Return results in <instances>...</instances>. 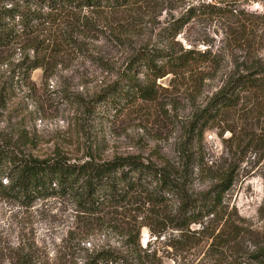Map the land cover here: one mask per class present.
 I'll use <instances>...</instances> for the list:
<instances>
[{
    "label": "rangeland",
    "instance_id": "1",
    "mask_svg": "<svg viewBox=\"0 0 264 264\" xmlns=\"http://www.w3.org/2000/svg\"><path fill=\"white\" fill-rule=\"evenodd\" d=\"M208 3L215 1L138 0L115 13L44 9L28 29L19 18L10 21L17 36L0 45V144L21 157L141 156L177 175L187 171L194 195L233 176L218 217L247 232L251 252L264 248V95L242 94L237 108L204 128L193 121L234 76L237 61H264V2L187 19L190 8ZM7 9L28 7L0 0V13ZM244 35L247 44L239 42ZM157 49L211 60L155 82L139 74L152 100H103L128 59ZM26 61L41 67L28 71ZM0 171V264H88L103 249L126 253L136 234L154 264H252L244 253L211 255L209 235L224 224L213 218L207 230L182 239L169 221L180 204L174 195L160 205L140 196L91 214L69 195L26 205L9 194L13 165ZM199 229L192 224L189 233Z\"/></svg>",
    "mask_w": 264,
    "mask_h": 264
},
{
    "label": "trees",
    "instance_id": "2",
    "mask_svg": "<svg viewBox=\"0 0 264 264\" xmlns=\"http://www.w3.org/2000/svg\"><path fill=\"white\" fill-rule=\"evenodd\" d=\"M21 1L28 7L26 12L21 13L19 9H7L0 13L1 46H8L15 40L16 25L10 26L9 22H14L17 18L28 29L32 21L41 19L44 9L49 12L101 10L115 13L128 8L138 0ZM212 1L215 3L190 8L187 19L194 18L197 11L202 14L220 13L223 6H226L231 7L233 13L235 10L233 7L237 4L264 2V0ZM239 42L247 44L249 36L244 35ZM203 55V58L198 59L191 50L176 55L174 52L161 49L137 54L127 60L123 76L109 87L108 94H104L103 100L114 101V96L126 102L137 99L152 100L153 91L138 81L139 74L144 73V76L152 78L155 82L169 74L175 75L178 71L187 69L197 62L211 60L209 54ZM26 64H28L26 66L28 71L41 67L39 63L26 61ZM235 66L234 76L211 100L207 108L199 111L193 121V127L204 128L223 111L237 108L242 94L264 95V61L243 59L237 61ZM5 163H10L14 168L13 174H9L11 179L9 194L12 193L26 205L40 199L69 195L82 210L94 214L104 207H119L130 200L141 198L140 196L148 197L147 201L154 205H160L169 195H174L179 199L180 204L176 213L170 216L169 221L176 230L181 231L182 239H192L190 235L196 236L207 230L205 220L213 218L211 221L217 220L219 224L221 222L224 224L222 223L223 226L219 230L214 228L209 235L212 256L222 258L228 251H234L237 254H246L252 264H264V248L251 252L246 250L247 232L233 224L230 218L219 219L218 217L224 208V195L234 184L233 176L227 175L221 184L200 195H194L190 193L186 185L189 178L187 171L177 175L167 165L148 161L141 156H118L111 160H98L89 154L88 159L76 161L61 154L46 158L32 155L21 157L0 144V170ZM192 224H198L200 229L189 233ZM139 236L136 234L130 237V250L126 253L114 249H103L97 251L88 264H154L155 257L149 250L142 247Z\"/></svg>",
    "mask_w": 264,
    "mask_h": 264
}]
</instances>
